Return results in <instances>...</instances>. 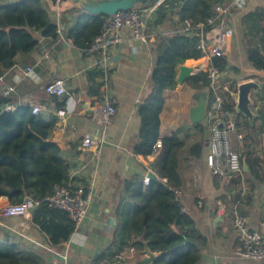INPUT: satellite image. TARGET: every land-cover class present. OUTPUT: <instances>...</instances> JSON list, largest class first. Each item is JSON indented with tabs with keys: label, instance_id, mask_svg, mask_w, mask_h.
Returning <instances> with one entry per match:
<instances>
[{
	"label": "trees",
	"instance_id": "16d2710c",
	"mask_svg": "<svg viewBox=\"0 0 264 264\" xmlns=\"http://www.w3.org/2000/svg\"><path fill=\"white\" fill-rule=\"evenodd\" d=\"M51 2L54 0H50ZM231 0H162L149 22L150 32H160L164 26L175 29L183 22L192 25L204 23L214 15V7ZM74 8L73 20L65 27L64 38L80 50L89 47L100 33L105 17L80 14ZM241 44L247 63L264 71V6L246 12L241 17ZM60 34L55 17L43 0H16L0 3V76L28 65L33 52L46 42H59ZM154 67L150 74V92L138 104L140 128L133 146L136 155L148 156L155 143H161V151L153 169L159 177H150L147 185L143 175H134L125 181L122 195L114 209L117 219L109 246L101 250L91 264H122L127 248L142 250L146 246L158 254L153 264H199L201 248L206 239L195 227L193 218L181 211V203L174 193L182 185V161L200 158L208 146L207 122L183 125L168 136H160V113L166 90L174 89L177 69L187 59H198L195 39L184 34L157 36L153 49ZM211 64L224 74L231 69L227 56L214 57ZM239 73L238 68H232ZM8 76V75H7ZM102 72L94 68L85 72L89 97L101 99L98 81ZM230 88H236L238 80L227 77ZM186 84L194 90L208 89L207 107L214 100V92L204 72L187 78ZM45 86V85H44ZM39 95L37 104L50 109V116L34 114L36 102L18 101L13 92L0 98V104L11 103L12 109L0 113V197L11 204H19L26 197L34 200L52 192L55 183L71 184V163L63 157L62 150L49 141L51 128L57 121L55 112L65 107L67 97L60 99ZM228 98L227 92L222 94ZM235 102L227 100L224 107L233 113L236 129L251 146H244L241 159L247 170L244 175L260 178L258 168L263 165L264 109L250 125L235 111ZM38 105V106H39ZM261 153H256L254 149ZM240 177L230 180L237 187ZM32 223L47 236L52 246L71 237L75 228L66 212L41 202L32 212ZM0 264H50L43 253L17 242L3 234L0 237Z\"/></svg>",
	"mask_w": 264,
	"mask_h": 264
},
{
	"label": "crops",
	"instance_id": "0c3cea01",
	"mask_svg": "<svg viewBox=\"0 0 264 264\" xmlns=\"http://www.w3.org/2000/svg\"><path fill=\"white\" fill-rule=\"evenodd\" d=\"M3 1L16 0H0V3ZM43 1L51 9L52 2ZM250 4L251 0H246L242 10L236 11L227 18V24L232 28L233 33H236L237 39L234 43L231 39L229 45L227 58L231 69L226 73L227 77L233 78L232 68H238L243 74L238 78V82L249 77L262 80L259 82L262 88L258 96L264 101V71L256 70L247 63L241 44L242 15L256 7L264 6L257 5L248 9ZM73 13L74 9H65L62 12L61 23L64 25V30L73 20ZM64 30L59 42L52 44L46 42L32 53L28 65L15 71L11 70L5 75L14 84V92L20 102L37 104L43 86L56 78H63L68 92L73 93L72 96H66V118L60 120L56 116L57 121L51 128L49 141L59 146L63 157L71 163L70 185L91 189L93 198L88 216L69 240L57 246L50 244L47 236L32 223L31 217H0V237L7 234L17 242L43 253L50 264H91L96 255L107 248L112 241L117 222L114 209L122 195L125 181L137 174L143 175V178L149 174L159 177L152 165L161 147L153 148L148 156L136 155L132 150L137 142L140 128L138 104L150 92V74L155 63L152 51L157 36L149 31L150 36L146 41H142L135 38L128 27L119 29L123 41L111 51L109 62L112 68L109 86L116 97V112L112 122L103 126L101 125L102 98L97 99L85 94L87 90L85 72L92 70L86 69L91 60L83 50L76 48L69 39L64 38ZM45 53L49 54L48 60H42ZM203 62H205L204 58L200 57L187 59L181 65L194 68ZM27 66L34 68L38 81L34 82L23 75V70ZM17 77L21 80L14 82ZM186 80L165 92L164 105L160 113L161 137L172 134L180 126L195 124L191 121V110L201 100L205 102V109L208 108V89L194 90L186 84ZM263 106L264 102L262 109ZM40 107L45 117L50 116V109ZM204 121L206 119L198 123ZM235 134L241 133L236 129L233 138ZM88 136L102 139L96 158L93 157L92 150L82 148L81 141ZM250 143L243 138L242 145L239 146L234 141L240 156L245 150L243 147L251 146ZM254 150L256 153H261L256 148ZM207 152L208 146L200 158L182 161L183 182L180 186L181 203L188 209L195 227L206 239V244L201 248L199 264H264V259H242L237 255L240 242L232 226L234 216L242 214L246 216L250 228H260L264 214V161L258 168L260 178L242 173L241 183L235 187L230 181L212 174L206 164ZM0 203L10 202L6 197H0ZM219 204L225 205L226 214L217 218L216 210ZM110 218L112 219L109 222ZM66 246L68 247L67 262L64 263L62 259ZM137 252L138 250L134 248L125 249L124 261Z\"/></svg>",
	"mask_w": 264,
	"mask_h": 264
},
{
	"label": "built area",
	"instance_id": "2783aa9c",
	"mask_svg": "<svg viewBox=\"0 0 264 264\" xmlns=\"http://www.w3.org/2000/svg\"><path fill=\"white\" fill-rule=\"evenodd\" d=\"M162 0H152L144 4H138L135 7L118 11L112 15L106 16L100 33L93 39L89 47L83 50V53L89 57L91 62L86 69L97 68L102 72V76L97 79L101 82L100 91L102 98L101 111L103 114L101 125L106 126L112 122L116 112V97L110 90L109 79L112 74L110 66L111 51L119 46L123 38L119 35V29L128 27L133 36L142 41L150 36L149 22L153 18L158 4ZM246 5V0H231L226 4H218L214 7V15L204 23L192 25L189 21L183 22L175 29L164 26L160 32L154 35L167 37L171 34H184L195 39L196 49L201 51L202 58L205 62L200 63L192 68L191 76L198 72H204L209 80V87L214 92V100L206 110V122L208 128V152L206 154V164L212 174L220 178L230 181L233 178L242 176L243 165L237 145H242L243 137L241 134H233L236 131L233 113L224 107L227 100L235 102L238 98L237 86L230 88L231 81H226L225 74L219 70L217 66L211 64L214 57L227 56L229 54V45L233 36V30L227 24V18L236 11L242 10ZM75 6L70 0H54L52 1L51 11L55 17L58 33L63 35L64 25L61 23V14L65 9H74ZM82 14L81 11H79ZM63 37V36H62ZM69 41V40H67ZM70 42V41H69ZM49 54L45 53L42 60H48ZM23 75L30 80L36 82L38 77L32 66H27L23 70ZM17 77L14 82L20 81ZM245 80H254L260 82L259 78H247ZM242 82V81H241ZM15 90L14 84L11 83L5 74L0 76V98L8 97ZM44 91L47 95L54 98H62L64 96H72L69 93L64 79L56 78L45 84ZM227 92L228 98L222 94ZM263 99L258 93L250 94V109L254 113H258L262 108ZM66 107L60 108L56 112V116L60 120H64L67 115ZM11 103L0 104V113L12 109ZM34 114L42 113V108L35 105L32 109ZM82 148L92 150L93 157L96 158L102 144L101 138L85 137L81 141ZM161 143H155L154 148H160ZM150 176L145 175L143 182L145 185L149 183ZM177 199L180 201L181 191L175 189ZM93 193L91 189L83 186H64L55 183L52 192L43 196L41 199L34 200L26 197L19 204L0 203V217L7 218L12 216H20L29 218L32 212L41 202L48 203L49 206L62 210L67 213L68 218L73 222L75 230L79 229L84 220L88 216L89 208L92 202ZM181 211L189 214L188 209L181 203ZM226 214L224 204H219L216 210L217 218ZM233 228L238 234L240 247L237 249V255L242 259L263 260L264 259V214L260 222L259 229H252L248 226L246 216L236 214L233 219ZM68 247L66 246L65 254L62 261L67 262Z\"/></svg>",
	"mask_w": 264,
	"mask_h": 264
},
{
	"label": "water",
	"instance_id": "95a60500",
	"mask_svg": "<svg viewBox=\"0 0 264 264\" xmlns=\"http://www.w3.org/2000/svg\"><path fill=\"white\" fill-rule=\"evenodd\" d=\"M71 3L78 8L82 14L89 16L106 17L118 11L129 10L138 4H144L152 0H70ZM192 68L185 65L178 67V75L176 82L182 84L188 77L191 76ZM262 85L254 80H244L237 86L238 98L235 104L237 114L245 117L249 124L252 125L258 114L250 109V94L251 92L258 93ZM206 109L205 102L201 100L199 104L191 110V121L198 123L205 119ZM244 171L247 170L246 164L242 161ZM150 177H155L154 174H149ZM112 218L109 219V222ZM158 254L150 251L146 246L139 250L133 257L127 258L122 264H153Z\"/></svg>",
	"mask_w": 264,
	"mask_h": 264
},
{
	"label": "rangeland",
	"instance_id": "374dc122",
	"mask_svg": "<svg viewBox=\"0 0 264 264\" xmlns=\"http://www.w3.org/2000/svg\"><path fill=\"white\" fill-rule=\"evenodd\" d=\"M257 5H264V0H251V4H250L248 9L254 8ZM233 35L234 36H232V43H234V41H236V39H237V37L235 36L236 33L235 34L233 33ZM242 76H243V74L240 71H239V73H236V74L233 73V78H235L236 80H238V78H241ZM263 109H264V106H263ZM260 138L263 140H261V145H258L259 148H261L262 145H263L262 147H264V136L260 135Z\"/></svg>",
	"mask_w": 264,
	"mask_h": 264
}]
</instances>
